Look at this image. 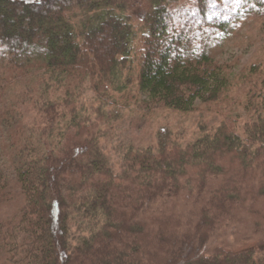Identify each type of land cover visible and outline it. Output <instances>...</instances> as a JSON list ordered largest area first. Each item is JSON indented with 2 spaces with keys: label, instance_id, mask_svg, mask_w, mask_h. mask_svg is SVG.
<instances>
[{
  "label": "trees",
  "instance_id": "16d2710c",
  "mask_svg": "<svg viewBox=\"0 0 264 264\" xmlns=\"http://www.w3.org/2000/svg\"><path fill=\"white\" fill-rule=\"evenodd\" d=\"M254 20L264 41V0H0V264H264V60L243 132L130 143L117 172L100 141L130 84L144 113L218 100Z\"/></svg>",
  "mask_w": 264,
  "mask_h": 264
},
{
  "label": "rangeland",
  "instance_id": "374dc122",
  "mask_svg": "<svg viewBox=\"0 0 264 264\" xmlns=\"http://www.w3.org/2000/svg\"><path fill=\"white\" fill-rule=\"evenodd\" d=\"M263 45L260 22L243 21L217 53L218 60L226 67L229 86L218 100L209 103H201L198 100L196 109L189 112L160 107L144 113L143 109L134 105L137 90L135 85L130 84L124 94L125 98L127 95L132 96V106H126L123 103L125 98H121L118 115L120 117L101 126L100 141L116 172L121 162V153L130 143H133L134 147L155 145L160 138L166 137L171 142L187 144L206 131H214L223 121L232 123L239 132H243V125L250 118L246 110L250 83L243 75L254 63L264 60ZM84 94L91 96L93 92L87 88ZM90 100H86L89 109ZM14 210L8 207L3 209L8 213Z\"/></svg>",
  "mask_w": 264,
  "mask_h": 264
}]
</instances>
